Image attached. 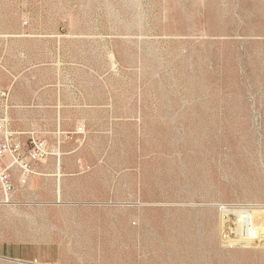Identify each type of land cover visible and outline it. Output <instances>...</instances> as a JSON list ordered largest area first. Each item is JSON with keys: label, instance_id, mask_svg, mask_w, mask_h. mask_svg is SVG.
<instances>
[{"label": "rangeland", "instance_id": "obj_1", "mask_svg": "<svg viewBox=\"0 0 264 264\" xmlns=\"http://www.w3.org/2000/svg\"><path fill=\"white\" fill-rule=\"evenodd\" d=\"M9 133L50 154L0 264H264L220 223L264 208V0H0Z\"/></svg>", "mask_w": 264, "mask_h": 264}, {"label": "built area", "instance_id": "obj_2", "mask_svg": "<svg viewBox=\"0 0 264 264\" xmlns=\"http://www.w3.org/2000/svg\"><path fill=\"white\" fill-rule=\"evenodd\" d=\"M19 134L9 133L0 137V202L3 203L8 202L14 189L11 169L15 168L25 178L50 154L45 140L34 136L23 140Z\"/></svg>", "mask_w": 264, "mask_h": 264}, {"label": "bare ground", "instance_id": "obj_3", "mask_svg": "<svg viewBox=\"0 0 264 264\" xmlns=\"http://www.w3.org/2000/svg\"><path fill=\"white\" fill-rule=\"evenodd\" d=\"M192 134H193V131H192ZM164 138H165V134H164ZM56 186L57 187H56L55 198H56V201H60L59 200L60 198L59 190L60 189H59L58 184H56ZM263 209L261 210H258V209L256 210L255 209L254 210H228L227 213L223 214L222 217H220L221 231L222 233L227 234L223 236L224 237L223 241L234 242L237 244L248 243L251 241H255L257 243H264V211Z\"/></svg>", "mask_w": 264, "mask_h": 264}]
</instances>
